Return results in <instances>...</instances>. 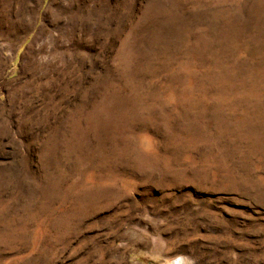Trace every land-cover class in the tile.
<instances>
[{
  "label": "rangeland",
  "instance_id": "1",
  "mask_svg": "<svg viewBox=\"0 0 264 264\" xmlns=\"http://www.w3.org/2000/svg\"><path fill=\"white\" fill-rule=\"evenodd\" d=\"M264 264V0H0V264Z\"/></svg>",
  "mask_w": 264,
  "mask_h": 264
},
{
  "label": "water",
  "instance_id": "2",
  "mask_svg": "<svg viewBox=\"0 0 264 264\" xmlns=\"http://www.w3.org/2000/svg\"><path fill=\"white\" fill-rule=\"evenodd\" d=\"M182 258H178L176 260H174L173 264H182Z\"/></svg>",
  "mask_w": 264,
  "mask_h": 264
}]
</instances>
